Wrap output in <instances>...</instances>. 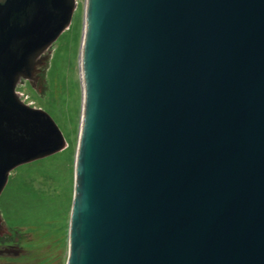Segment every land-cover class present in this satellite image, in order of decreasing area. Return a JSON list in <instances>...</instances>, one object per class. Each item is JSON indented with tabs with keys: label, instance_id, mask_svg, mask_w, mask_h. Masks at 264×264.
I'll list each match as a JSON object with an SVG mask.
<instances>
[{
	"label": "water",
	"instance_id": "obj_1",
	"mask_svg": "<svg viewBox=\"0 0 264 264\" xmlns=\"http://www.w3.org/2000/svg\"><path fill=\"white\" fill-rule=\"evenodd\" d=\"M74 3L0 0V193L64 145L15 85ZM77 68L65 264H264V0H85Z\"/></svg>",
	"mask_w": 264,
	"mask_h": 264
},
{
	"label": "rangeland",
	"instance_id": "obj_2",
	"mask_svg": "<svg viewBox=\"0 0 264 264\" xmlns=\"http://www.w3.org/2000/svg\"><path fill=\"white\" fill-rule=\"evenodd\" d=\"M74 2L69 24L40 53L49 51L44 65L37 71L39 89L36 91L26 78H20L15 85L21 102L50 116L64 138V145L53 154L9 172L0 193V223L7 231L0 233V241L16 239L25 254L0 258L2 263L65 264L80 117L77 58L85 0Z\"/></svg>",
	"mask_w": 264,
	"mask_h": 264
},
{
	"label": "flooded vegetation",
	"instance_id": "obj_3",
	"mask_svg": "<svg viewBox=\"0 0 264 264\" xmlns=\"http://www.w3.org/2000/svg\"><path fill=\"white\" fill-rule=\"evenodd\" d=\"M1 223H0V230H1ZM24 250L17 245L16 239L12 242H4L1 243L0 241V258H14L20 255H24ZM7 261V260H5ZM9 261H7L8 263ZM6 262H0V264H7Z\"/></svg>",
	"mask_w": 264,
	"mask_h": 264
}]
</instances>
